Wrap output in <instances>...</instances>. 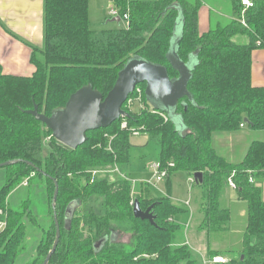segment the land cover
Listing matches in <instances>:
<instances>
[{
    "label": "trees",
    "instance_id": "16d2710c",
    "mask_svg": "<svg viewBox=\"0 0 264 264\" xmlns=\"http://www.w3.org/2000/svg\"><path fill=\"white\" fill-rule=\"evenodd\" d=\"M89 1L45 0V44L43 49L34 48L35 72L18 76L0 71V163L18 161L3 167L6 180L0 189V209L6 213L7 226L0 233V264H16L24 252L29 221L37 216L30 200L14 207L11 195L26 181L31 186L36 177L45 183L51 219L35 256L25 264H43L55 242L56 183L61 238L49 264H203L190 244L179 240L185 226L175 220L188 209L172 201V176L178 171L203 172V184L194 183L203 204L199 229L221 239L231 227V210L222 205V199L228 178L235 173L236 193L246 202L247 224L240 248L225 264H264V141L254 140L237 163L213 146L215 133L239 131L241 124L251 131H264V88L254 86L251 76L253 51L264 48V0H254L255 6L248 10V28L235 20L203 33L198 1L111 0L127 25L102 30L91 26ZM233 2L238 15L240 1ZM176 6L185 18L180 58L187 62L199 50V64L188 84L194 101L186 97L178 104L187 134L181 135L165 113L149 104L145 84L137 87L141 98L136 90L129 97L135 102L124 105L129 117L89 131L87 141L77 149L57 141L45 124L26 112L36 103L42 113L51 115L88 84L105 97L124 64L137 55L167 66L171 77L178 76L167 59L179 16ZM239 33H247L250 42L235 43L233 37ZM135 104L141 107L135 110ZM123 121L127 126H122ZM135 131L148 135L146 145L159 146L158 161L163 167L174 163L164 196L151 195L148 183L135 186L125 174L136 147L131 140ZM96 171L105 174L94 175ZM251 175L254 183L249 181ZM136 201L143 210L154 205L156 225L135 216ZM73 203L67 228L66 212ZM113 231L118 239L108 240L95 251V243ZM231 251L210 249L207 259Z\"/></svg>",
    "mask_w": 264,
    "mask_h": 264
},
{
    "label": "water",
    "instance_id": "95a60500",
    "mask_svg": "<svg viewBox=\"0 0 264 264\" xmlns=\"http://www.w3.org/2000/svg\"><path fill=\"white\" fill-rule=\"evenodd\" d=\"M176 7L179 9V16L170 40L167 59L172 68L177 71L178 76L171 77L167 66L151 62L137 55L128 59L124 64L118 73V78L113 88L105 97L102 92L88 84L74 92L69 97L66 105L55 109L51 115L42 113L36 103L33 109L26 112L45 124L52 131L57 141L71 149H77L87 141V133L89 131L107 128L122 117H129L130 115L124 109V105L136 88L141 84H145L146 98L149 103H152L151 106L165 113L181 135L187 134L188 127L182 114L178 113V104L180 100L186 97L191 102L194 101L188 89V84L193 77V71L199 64V50L192 52L187 62L180 58L178 51L184 32L185 18L181 8L179 6ZM113 21L120 22L121 19L115 17ZM176 117L181 120V129L177 125L179 120H176ZM16 162L18 161L0 163V167ZM194 178L196 184H203V172L194 173ZM58 194L59 187L58 183H56L53 209L57 234L53 247L47 254L43 264H49L61 238V228L55 212ZM75 204H71L67 209V228L70 227ZM153 207L154 205L143 210L139 201H136L134 203V214L137 218L149 220L153 225H156L152 212ZM117 239L118 234L113 231L110 236H106L95 243V251L98 252L102 249L108 240L116 241Z\"/></svg>",
    "mask_w": 264,
    "mask_h": 264
},
{
    "label": "crops",
    "instance_id": "0c3cea01",
    "mask_svg": "<svg viewBox=\"0 0 264 264\" xmlns=\"http://www.w3.org/2000/svg\"><path fill=\"white\" fill-rule=\"evenodd\" d=\"M153 1V0H145ZM189 2L199 3V30L200 32H208L221 26H226L229 23L237 19V12L234 7L233 0H188ZM92 1H89V15L90 5ZM111 3H113L110 0ZM91 21V15H90ZM233 41L237 44L245 45L250 42V37L247 33H239L233 37ZM45 44V0H0V71L4 74L18 75V76H31L35 72V66L32 64L31 59L34 53V48L43 49ZM252 84L256 87L264 88V48H258L253 51L252 54ZM255 131H251L245 126L241 127V130L236 132H218L213 135V146L216 151L227 158L230 162H240L246 155L251 143L254 140H263L264 138H257L254 134ZM230 134H235L230 136ZM136 146H139L135 144ZM0 173V178L3 180V184L6 180V170ZM189 174V173H188ZM175 175V174H174ZM173 175V176H174ZM190 175V182L192 176ZM173 176H172V194H173ZM192 186L194 183H192ZM1 186V188H2ZM0 188V189H1ZM196 188V187H195ZM19 189V188H18ZM15 189L14 191H17ZM227 189H231L228 187ZM226 189V190H227ZM151 190L153 196L166 195V183L165 188H158V192ZM199 192L194 191V195L191 200H184L183 205L174 203V197L172 201L175 205L188 209L186 214H182L176 218L175 221L182 223L185 226L183 233L179 236L181 242H188L192 245L193 250L198 254L203 264H206L207 255L212 251H226L231 248L229 255L218 254L227 257H232L237 253L240 248L242 235L238 246H234L226 249H222L220 245L213 248L212 243L216 244L219 241L228 239L224 236L223 239L215 237L211 240L206 231L200 230L204 216L202 214V199ZM183 200V199H182ZM222 205L223 201H222ZM228 208L227 206H224ZM230 209V208H229ZM231 210V209H230ZM241 216L246 218L247 224V208L243 207ZM232 218V211H231ZM193 220L197 222V227L192 228ZM231 222V221H230ZM246 227V226H245ZM230 232V231H229ZM227 234V233H226ZM198 243V248L193 246L190 241V236ZM210 240V241H209ZM190 241V242H189ZM193 241V240H192ZM221 243V242H220ZM218 244V243H217ZM190 245V246H191ZM220 246V247H219Z\"/></svg>",
    "mask_w": 264,
    "mask_h": 264
},
{
    "label": "rangeland",
    "instance_id": "374dc122",
    "mask_svg": "<svg viewBox=\"0 0 264 264\" xmlns=\"http://www.w3.org/2000/svg\"><path fill=\"white\" fill-rule=\"evenodd\" d=\"M91 2V26L95 30H102L110 27H125L127 21L122 19L120 22L113 21L115 18L111 15L112 8L117 9L110 0H90ZM128 101L135 102L134 98H129ZM152 105V103H149ZM141 106L135 104V110H138ZM177 125L180 128V118L176 117ZM257 138H264V131H255ZM235 134H230L234 136ZM136 146L131 152V161L127 173L128 178L133 181L135 186L139 185L140 182L149 184L150 189L158 192V188H165V180L156 182L154 179V171L151 169V165L159 160V146L156 143L148 142L147 134H134L131 138ZM44 145V155L48 154V148ZM0 167V173L4 170ZM118 171V170H115ZM101 173L104 175V171H96L94 175ZM119 175V174H118ZM3 184V180L0 178V188ZM264 186V184H263ZM19 188V189H18ZM11 195V203L14 207L20 206L22 202L30 200L29 204L34 214H36V221H29V232L26 239V246L24 252L18 257L16 264H25L35 256L37 245L40 242L43 234V229L49 225L51 215L49 214L48 198L45 190V183L36 177L33 179L31 186L28 185L27 181L18 186ZM264 190V188H263ZM194 191H198V188L191 184L190 175L186 171H178L173 176V197L174 203L183 205L184 200H191L194 195ZM183 199V200H182ZM223 206H227L232 211V218L230 222V229L225 235L228 237L227 240L219 241L216 244L212 243V247L216 248L218 245L222 249H228L230 247L238 246L241 235L246 226V218L241 216L243 207L246 206V202L239 199L238 194L230 189L225 191L223 196ZM197 227V222L193 220L192 228ZM216 234H210V239L214 240ZM193 240V241H192ZM190 241L193 246L198 248V243L190 236ZM189 241V242H190ZM221 242V243H220ZM188 243V242H187ZM190 244V243H188ZM191 245V244H190ZM216 246V247H215ZM219 246V247H220ZM192 247V245H191ZM193 248V247H192ZM233 250V249H232ZM223 252V251H222Z\"/></svg>",
    "mask_w": 264,
    "mask_h": 264
},
{
    "label": "built area",
    "instance_id": "2783aa9c",
    "mask_svg": "<svg viewBox=\"0 0 264 264\" xmlns=\"http://www.w3.org/2000/svg\"><path fill=\"white\" fill-rule=\"evenodd\" d=\"M239 1H240V5L242 8H241L240 14H238V16H237L236 21L242 27L248 28L249 24H248V20H247V12L250 8H253L255 6V2H254V0H239ZM111 15L114 17H120L119 11L115 8H112ZM124 18L127 19L128 14H125ZM136 90L138 92L139 98H141V95H142L141 88H136ZM129 103H132V102L129 101ZM122 126L123 127L127 126V122L123 121ZM243 126H245V124H241V127H243ZM134 134H139V132L135 131ZM171 166H174V163H170L168 165V167H163L159 161H157L151 165V169L154 171V179L156 180V182H160V181L167 179V177L169 175V167H171ZM234 174H232V176L230 178H228V186L231 189L236 190L238 188V186L233 179ZM249 181L251 183L255 182V179L252 175L250 176ZM191 182L195 183V178L193 176L191 178ZM6 226H7L6 213L4 212L3 209H0V233H2V231L5 230ZM229 261H230V259L227 256L216 255L212 259L206 260V264H214V263L225 264Z\"/></svg>",
    "mask_w": 264,
    "mask_h": 264
}]
</instances>
